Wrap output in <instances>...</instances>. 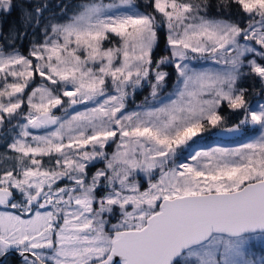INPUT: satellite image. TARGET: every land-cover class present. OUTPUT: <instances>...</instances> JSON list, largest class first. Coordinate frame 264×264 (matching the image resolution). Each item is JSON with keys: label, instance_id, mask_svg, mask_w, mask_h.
I'll return each instance as SVG.
<instances>
[{"label": "snow or ice", "instance_id": "6c2138e0", "mask_svg": "<svg viewBox=\"0 0 264 264\" xmlns=\"http://www.w3.org/2000/svg\"><path fill=\"white\" fill-rule=\"evenodd\" d=\"M0 264H264V0H0Z\"/></svg>", "mask_w": 264, "mask_h": 264}, {"label": "rangeland", "instance_id": "374dc122", "mask_svg": "<svg viewBox=\"0 0 264 264\" xmlns=\"http://www.w3.org/2000/svg\"><path fill=\"white\" fill-rule=\"evenodd\" d=\"M194 66L201 67V66H207V65H201V64H195L194 63ZM145 95H147V91H145L144 96ZM143 97L140 98V99L142 100ZM141 100H138L137 103H139ZM213 132L215 133V131H213ZM248 138H250V137H243V136L237 137L235 135H227L225 139H220L218 137L217 138H213V139L212 138L211 139L210 138H207V139H205L202 142V144L205 147L217 146V145L227 146V147H236V146H238L239 143L245 142Z\"/></svg>", "mask_w": 264, "mask_h": 264}, {"label": "trees", "instance_id": "16d2710c", "mask_svg": "<svg viewBox=\"0 0 264 264\" xmlns=\"http://www.w3.org/2000/svg\"><path fill=\"white\" fill-rule=\"evenodd\" d=\"M12 19H15V16H13L12 17ZM146 91V90H145ZM145 91H142V92H140L139 94H138V96H137V102H138V100H141L140 98H142L143 96H144V94H145ZM213 131H215V130H213ZM229 135V134H228ZM220 138V139H225L226 137H220L218 134H212V135H210V136H208V138Z\"/></svg>", "mask_w": 264, "mask_h": 264}, {"label": "water", "instance_id": "95a60500", "mask_svg": "<svg viewBox=\"0 0 264 264\" xmlns=\"http://www.w3.org/2000/svg\"><path fill=\"white\" fill-rule=\"evenodd\" d=\"M219 135V134H218ZM228 134H225V135H219L220 137H226Z\"/></svg>", "mask_w": 264, "mask_h": 264}]
</instances>
